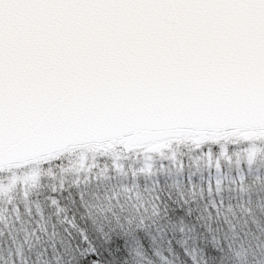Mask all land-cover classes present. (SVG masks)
Returning a JSON list of instances; mask_svg holds the SVG:
<instances>
[{
    "label": "snow or ice",
    "instance_id": "6c2138e0",
    "mask_svg": "<svg viewBox=\"0 0 264 264\" xmlns=\"http://www.w3.org/2000/svg\"><path fill=\"white\" fill-rule=\"evenodd\" d=\"M0 264H264V0H0Z\"/></svg>",
    "mask_w": 264,
    "mask_h": 264
},
{
    "label": "rangeland",
    "instance_id": "374dc122",
    "mask_svg": "<svg viewBox=\"0 0 264 264\" xmlns=\"http://www.w3.org/2000/svg\"><path fill=\"white\" fill-rule=\"evenodd\" d=\"M76 163H78V162L74 161V164H76ZM20 170H25V172H22L19 175H15V173H14V178H13L12 183H16L19 181V182L27 184L29 179H30V177L27 174V170L23 168V169H18L17 171L19 172Z\"/></svg>",
    "mask_w": 264,
    "mask_h": 264
},
{
    "label": "trees",
    "instance_id": "16d2710c",
    "mask_svg": "<svg viewBox=\"0 0 264 264\" xmlns=\"http://www.w3.org/2000/svg\"><path fill=\"white\" fill-rule=\"evenodd\" d=\"M22 172H25V170H20V171H19V174L22 173Z\"/></svg>",
    "mask_w": 264,
    "mask_h": 264
},
{
    "label": "water",
    "instance_id": "95a60500",
    "mask_svg": "<svg viewBox=\"0 0 264 264\" xmlns=\"http://www.w3.org/2000/svg\"><path fill=\"white\" fill-rule=\"evenodd\" d=\"M18 162H21V163H22V162H23V160L21 159V160H19ZM20 169H23V168H20Z\"/></svg>",
    "mask_w": 264,
    "mask_h": 264
}]
</instances>
